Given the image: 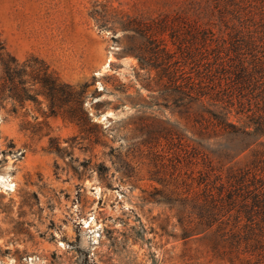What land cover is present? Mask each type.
I'll use <instances>...</instances> for the list:
<instances>
[{
    "label": "rangeland",
    "instance_id": "1",
    "mask_svg": "<svg viewBox=\"0 0 264 264\" xmlns=\"http://www.w3.org/2000/svg\"><path fill=\"white\" fill-rule=\"evenodd\" d=\"M163 15L213 34L205 43L184 23L182 51L168 34L155 39L169 46L171 82L159 62L140 66L150 41L128 22ZM262 15V0H0V33L19 61L18 97L0 61V264H241L213 250L198 202L251 171L264 135L246 97L191 93L212 81L207 59L199 67L189 54L212 58L209 42L226 48L229 26L252 28ZM32 57L81 90V111L30 81Z\"/></svg>",
    "mask_w": 264,
    "mask_h": 264
},
{
    "label": "trees",
    "instance_id": "2",
    "mask_svg": "<svg viewBox=\"0 0 264 264\" xmlns=\"http://www.w3.org/2000/svg\"><path fill=\"white\" fill-rule=\"evenodd\" d=\"M185 17L163 15L151 21L135 19L128 21L132 27H135L132 30L144 35L150 41L146 49L141 48L136 53L140 66H144L145 63L153 65V62H159L170 82L176 81L174 72L177 70L170 68L173 60L169 55V46L162 43L163 45L159 47L161 44L156 43L155 39L166 40L165 35L168 34L174 44L179 42L178 49L182 51L180 47L183 46V36L187 31L184 23L188 26V33L193 38H197L199 33L204 31L206 32L204 42L207 43V40L212 39L213 36L209 34L208 28L196 19L192 21L186 19L181 25L180 22ZM228 28L231 30L229 34H236L229 46L212 47L210 42L209 46H206V51L217 48L212 58L208 56L206 58L204 53L197 54L195 51L189 54V58L199 67L200 58L207 59L205 65H202L204 76L201 75L206 81H212L210 82L212 84L205 82V85L201 82L191 83V93L200 99L213 95L217 97L222 93L228 99H238L239 103H241L240 97H246L250 100L249 120L253 125V131L264 135V79L261 80L264 78V16H260L252 28L239 25ZM259 41L262 42V47ZM0 49L3 51L0 53V61L7 83L6 87L12 96L18 97L15 92V78L18 75L16 67L19 61L6 48L1 37ZM31 60L37 63L38 67L33 68L31 73L25 74L30 81L39 83L51 102L56 95H60L64 103H77L81 111V106L83 107V101L80 100L81 90L61 80L43 59L32 57ZM225 64L227 67L224 66ZM252 97L257 99L256 109L251 101ZM68 117L79 124L89 120L87 115L79 114L75 110H70ZM255 155L251 171H239L231 177L230 184L234 181L237 185L229 188V192H206V197H202L198 202L200 209L203 208L199 209L200 215L208 220L206 228L213 227L215 238L219 240L214 243L213 250L223 255L236 253L241 259V264H264V149ZM197 197L198 194L193 195L192 200Z\"/></svg>",
    "mask_w": 264,
    "mask_h": 264
},
{
    "label": "crops",
    "instance_id": "3",
    "mask_svg": "<svg viewBox=\"0 0 264 264\" xmlns=\"http://www.w3.org/2000/svg\"><path fill=\"white\" fill-rule=\"evenodd\" d=\"M1 35H2L3 39L5 40V41L3 40V42H4V43L6 42V43L8 44V41L6 40L7 37H6L5 33H4V31H2V30H1L0 36H1ZM21 37L27 39L26 36H21ZM6 43H5V45H6ZM8 45H9V48H8L7 45H6V47H7L8 50L11 49V51H15V50L13 49L12 45H10V43H9ZM9 51H10V50H9ZM11 51H10V52H11ZM19 57H20V56H19Z\"/></svg>",
    "mask_w": 264,
    "mask_h": 264
}]
</instances>
